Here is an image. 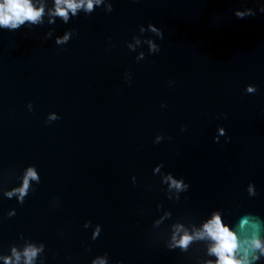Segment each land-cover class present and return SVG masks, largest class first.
Instances as JSON below:
<instances>
[{
    "label": "water",
    "instance_id": "obj_1",
    "mask_svg": "<svg viewBox=\"0 0 264 264\" xmlns=\"http://www.w3.org/2000/svg\"><path fill=\"white\" fill-rule=\"evenodd\" d=\"M32 3L42 23L0 26V257L44 243L45 264H205L208 241L167 248L173 224L219 211L233 231L246 215L264 226V0H105L66 24L49 23L55 0ZM28 166L41 183L21 205L4 192ZM168 172L190 185L179 202Z\"/></svg>",
    "mask_w": 264,
    "mask_h": 264
},
{
    "label": "clouds",
    "instance_id": "obj_2",
    "mask_svg": "<svg viewBox=\"0 0 264 264\" xmlns=\"http://www.w3.org/2000/svg\"><path fill=\"white\" fill-rule=\"evenodd\" d=\"M105 0H55L54 11L50 10L49 15L53 17L49 23H54L55 17L63 18V23L69 22V11L73 16L77 15L78 10H83L86 14H91L97 5H103ZM114 10L113 0H109L106 6V12L111 13ZM261 12H264V7H261ZM45 9L41 5L39 8L33 6L32 0H2L0 2V26L5 29H18L21 25H24L26 21L32 24L42 23L41 17L44 15ZM246 15L244 12H237L238 18H243ZM248 16H255L250 10L247 13ZM148 28L151 32L156 33L160 39L164 38V33L156 28L153 24H149ZM143 26H140V32H144ZM72 36V31H67L62 37H58L57 44H65ZM140 41L137 40V43ZM149 45L148 54H155L160 51V45L153 43L151 40L147 41ZM130 48L133 46L129 45ZM133 50H135L133 48ZM146 59V54L141 52L137 60ZM126 80L131 83V77L126 74ZM170 85L174 84V81L169 82ZM247 91L249 93H255L256 89L253 86H249ZM162 107L166 105L162 104ZM31 108V105H29ZM55 114L48 117L49 121L56 120ZM182 131H186V127H182ZM163 139L158 135L154 143L159 144ZM170 140L171 137H168ZM164 167L163 164H159L154 168V175L156 172ZM162 183L167 185L165 189L167 199L179 202L181 194L189 190L190 185L185 182L183 178H175L174 174L168 172L162 174ZM35 181L36 184L41 183L40 175L35 166H28L23 174L22 185L13 187L11 190L5 191L4 195L11 199L17 197L19 204L25 202V198L29 195L31 182ZM132 181L136 183V177H132ZM35 189L33 188L32 191ZM250 195H255L253 187L250 185L248 188ZM170 193H175L173 197ZM158 209H162V205L157 206ZM16 215V210L12 209L7 213L9 218ZM171 211H164V215L159 220H154V226H159L164 219L172 217ZM91 222L85 226L87 227ZM233 231L228 225L222 221L221 213L214 211L211 214V218L207 222L203 223L202 227H193L191 230L186 228L182 223H176L172 225L171 237L167 241V248L175 251L180 250L183 253L189 251V247L197 242L208 241L210 242L207 247V255L209 257H216L215 261L209 259L205 264H255L260 261L264 256V226L257 217L243 216L240 218L238 224ZM101 232V226L97 225L92 239L93 241L99 237ZM239 233V236H238ZM45 250V244L40 243L38 246L36 243H27L22 251L18 250L17 246H11V254L8 256L0 257L4 260V264H36L40 259V264H45L46 258H41V254ZM90 251L89 249H87ZM107 255V254H106ZM91 264H108L106 258L94 259Z\"/></svg>",
    "mask_w": 264,
    "mask_h": 264
}]
</instances>
